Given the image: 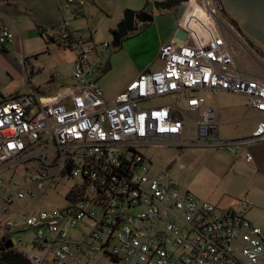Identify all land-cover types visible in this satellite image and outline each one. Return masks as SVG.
<instances>
[{"label": "built area", "instance_id": "2783aa9c", "mask_svg": "<svg viewBox=\"0 0 264 264\" xmlns=\"http://www.w3.org/2000/svg\"><path fill=\"white\" fill-rule=\"evenodd\" d=\"M65 2L75 19L88 0ZM186 3L177 25L186 34L181 44L160 45L161 66L141 72L112 98L98 84L108 62L100 53L109 43L86 40L71 19H62L47 38L74 51L71 84L51 95L30 86L29 93L0 99V173H8L0 177V212L70 181L64 206L20 214V228L33 231L21 251L31 264H97L96 258L102 264H264V228L247 217L246 198L219 209L181 190L167 170L153 172L142 152L152 143L202 146L250 162L247 149L264 145V57L255 60L261 77L241 71L233 58V43L241 42L218 17L221 5ZM12 39L0 21V50ZM201 91L244 96L258 115L253 129L221 137L214 113L201 108ZM164 96L175 102L147 104ZM12 227L11 220L0 223V238L10 240Z\"/></svg>", "mask_w": 264, "mask_h": 264}, {"label": "rangeland", "instance_id": "374dc122", "mask_svg": "<svg viewBox=\"0 0 264 264\" xmlns=\"http://www.w3.org/2000/svg\"><path fill=\"white\" fill-rule=\"evenodd\" d=\"M197 1V0H196ZM153 0H91L85 5L82 14L72 22L74 28L84 37L94 42H108L109 48L100 53L101 59L108 58L109 72L99 78L98 84L108 98H112L120 91L125 80L143 69H155L161 66L158 61L160 38L178 17L176 7L163 12L153 11L154 17L148 26L140 25L133 28L121 40V47L113 46V31L120 22L125 10L140 11L149 6ZM65 0H25L27 11L22 14L18 32L9 25V30L16 35L10 44H6V57H0V99L29 93L30 86L42 95H51L61 86L67 84L71 73V58L74 51L63 48L51 41L46 35L31 36L30 20H38L39 15L59 20L67 18L65 15ZM183 14L189 4H181ZM202 15V13H199ZM232 25L237 33L241 46L234 44L233 58L237 67L253 76H262L258 66V56L264 53L253 45L224 13H217ZM14 21H18L15 20ZM201 27L200 17L196 19ZM35 27L32 26V29ZM47 33L53 32L49 25ZM142 28V29H141ZM223 32V31H222ZM22 43V44H21ZM35 52H38L34 54ZM38 54V55H37ZM36 55V56H35ZM258 55V56H257ZM260 62V61H259ZM56 74V76H52ZM203 97V108L216 114L219 135L223 138L245 135L254 127V114L247 105V99L239 94L218 92L211 94L206 91L198 93ZM175 102L174 97H157L147 101L152 106L168 105ZM197 114L188 115L189 118ZM150 144L142 149L151 162L153 172L167 170L183 188L196 198L208 195L206 200L219 207L220 202L234 205L236 200L244 197L249 203L247 217L258 227L264 228V145H252L248 148L252 163H245L239 156L230 154L223 148H205L191 146L177 149L163 145ZM7 172L0 173L1 176ZM70 181L59 184L55 190H46L42 197L34 200H16L7 213L0 212V223L11 220L12 247L21 252L29 248V240L33 231L20 228L21 213L40 212L52 207H61L65 203L62 199ZM219 201V202H218ZM218 202V204H217ZM221 206V205H220ZM22 253V252H21ZM97 255V254H96ZM97 264H102L101 258H96ZM92 264V263H89Z\"/></svg>", "mask_w": 264, "mask_h": 264}, {"label": "water", "instance_id": "95a60500", "mask_svg": "<svg viewBox=\"0 0 264 264\" xmlns=\"http://www.w3.org/2000/svg\"><path fill=\"white\" fill-rule=\"evenodd\" d=\"M187 1H153L151 7L152 10L166 11ZM220 5L226 15L235 21L239 31L264 53V0H220ZM146 10L138 12L125 10L123 12L122 21L117 24L115 28L116 32L113 34V46L122 36L132 31L134 20L139 23L150 22L152 20V15L149 12L151 8L147 6ZM185 35L182 29L177 28L172 41L176 44H181ZM11 246V240L7 239L5 247Z\"/></svg>", "mask_w": 264, "mask_h": 264}, {"label": "crops", "instance_id": "0c3cea01", "mask_svg": "<svg viewBox=\"0 0 264 264\" xmlns=\"http://www.w3.org/2000/svg\"><path fill=\"white\" fill-rule=\"evenodd\" d=\"M153 1H162V0H153ZM89 2H91V0H88V3L86 4V5H88V8H91L90 6H89ZM181 4L179 5V6H177L176 7V10L179 12V15H178V17L175 19V21L167 28V29H165V31H164V33H163V37H161L160 38V41H159V45L158 46H160V45H162V44H165V43H167V42H169V41H171L172 40V38H173V36H174V33H175V31H176V29H177V25H178V22L181 20V17H182V13H181V11H179V10H181L180 8H181ZM173 9V8H172ZM169 10H171V9H169ZM27 11V7H26V5H25V0H0V21H1V23L3 24V25H5V26H8L9 27V25H12L13 27H14V30H15V32H18V30H17V28H18V25H16V24H21V22H22V18L20 17L22 14H24L25 12ZM153 11L154 10H151V11H149L150 12V14L152 15V17H154V15H153ZM157 12H163V11H160V10H157ZM65 15H67V18H63V16H62V18L61 19H59V20H52V18H46L43 14L42 15H39L38 16V20H30V21H28L29 22V31H28V33H31V36H35V35H37V33H38V29L39 28H41V29H43V35H46L47 36V28L46 27H48L49 25H51V27H53L57 22H59L60 20H62V19H71L72 20V22L73 21H75L78 17H80V16H78V17H76L75 19H72V17H71V14H70V11H69V8L67 7V5L65 4ZM14 19L15 20H18V21H14ZM122 19V18H121ZM32 26L33 27H35L34 29H32ZM145 26H148V23L146 24V25H144L142 28H144ZM10 28V27H9ZM141 28V29H142ZM15 32H13V38L16 36V35H14V34H16ZM44 32L46 33V34H44ZM86 38V37H85ZM13 40V39H12ZM86 40H91V41H93L92 40V38H91V35L89 36V37H87L86 38ZM12 42V41H11ZM10 42V43H11ZM10 43H8V44H10ZM22 44V43H21ZM8 48L7 47H3V50H0V57H6V55H7V53L5 52V50H7ZM158 50V49H157ZM36 53H38V52H35L34 54H36ZM38 55V54H37ZM36 56V55H35ZM73 59H74V55L72 56V58H71V64H72V62H73ZM145 70H147V68H145V69H143L141 72H143V71H145ZM109 72V70L103 75V76H105L107 73ZM141 72H138L137 74H132V75H130L128 78H127V80H125V83L120 87L121 89H120V91L123 89V87L129 82V81H131L132 79H134L137 75H139ZM68 78H69V76H68ZM71 84V81H70V79H69V81L67 82V84H65V85H61L60 87H62V86H66V85H70ZM59 87V88H60ZM58 88V89H59ZM57 89V90H58ZM56 90V91H57ZM55 91V92H56ZM54 94V93H53ZM105 95V94H104ZM203 98V97H202ZM249 107V106H248ZM201 108H203V106L201 107ZM250 109V108H249ZM250 111L254 114V121H253V123L255 124V122H256V119H257V113L255 112V111H253L252 109H250ZM194 114H197L198 115V112H196V113H193V114H191V115H194ZM197 115L195 116V117H192V118H197ZM215 117H216V114L214 113V119H215ZM215 121H216V119H215ZM232 137V136H231ZM154 144V143H153ZM157 145H163V146H165L164 145V143H158ZM257 146L258 145H262L263 146V144H256ZM248 150V149H247ZM249 152V151H248ZM237 156H239L238 158L239 159H241V160H243L245 163H252L253 161H254V158L252 157V161H250V162H247V161H245L239 154L238 155H236V157ZM180 186V188H181V190H185V191H188L189 192V190L188 189H186V188H183L181 185H179ZM209 199L210 198V196H208V195H205V196H202V199ZM199 199V198H198ZM219 202V201H218ZM218 202H217V204H218ZM221 205V206H220ZM220 205H219V207L218 206H216L217 208H219V209H222V210H225V209H228L229 207H231V206H233V205H230L229 203H227V202H220Z\"/></svg>", "mask_w": 264, "mask_h": 264}, {"label": "trees", "instance_id": "16d2710c", "mask_svg": "<svg viewBox=\"0 0 264 264\" xmlns=\"http://www.w3.org/2000/svg\"><path fill=\"white\" fill-rule=\"evenodd\" d=\"M38 32L40 35H43V29L39 28ZM111 33L113 34L114 30L111 31ZM121 40L122 39L115 42V48L121 47ZM108 70H110L109 62H107V66L103 70L102 74H105ZM5 245L6 239L0 238V264H31L21 252L16 251L12 246L6 248Z\"/></svg>", "mask_w": 264, "mask_h": 264}, {"label": "flooded vegetation", "instance_id": "af4514ba", "mask_svg": "<svg viewBox=\"0 0 264 264\" xmlns=\"http://www.w3.org/2000/svg\"><path fill=\"white\" fill-rule=\"evenodd\" d=\"M214 1H216V2H218L219 4H220V0H214ZM142 10H146V9H142ZM221 10L223 11V9H222V7H221ZM147 11V10H146ZM136 12H138V11H136ZM223 13L226 15V13L223 11ZM136 14V13H135ZM227 16V15H226ZM228 17V16H227ZM232 22H234L235 23V21L233 20V19H231L230 17H228ZM122 21V19L120 20V22ZM119 22V23H120ZM147 24V22H144V23H139L138 21H136V20H134L133 21V28H136L137 26H141V27H143L144 25H146ZM236 24V23H235ZM116 32V29H114V33ZM113 33V34H114ZM124 36H122L120 39H122ZM119 39V40H120ZM259 49V48H258Z\"/></svg>", "mask_w": 264, "mask_h": 264}, {"label": "bare ground", "instance_id": "6f19581e", "mask_svg": "<svg viewBox=\"0 0 264 264\" xmlns=\"http://www.w3.org/2000/svg\"><path fill=\"white\" fill-rule=\"evenodd\" d=\"M202 15H203V14H202ZM202 15L200 14V15H199V17L201 18V17H202Z\"/></svg>", "mask_w": 264, "mask_h": 264}]
</instances>
